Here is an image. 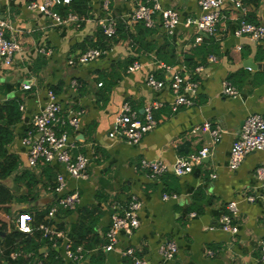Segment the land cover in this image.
<instances>
[{"label": "crops", "instance_id": "crops-1", "mask_svg": "<svg viewBox=\"0 0 264 264\" xmlns=\"http://www.w3.org/2000/svg\"><path fill=\"white\" fill-rule=\"evenodd\" d=\"M225 1L217 35L208 36L187 22L200 16L199 0H159L180 14L181 22L172 34L161 23L150 28L132 21L135 0H87L90 17L79 28L57 24L40 8L30 7L42 0H0L5 36L23 46L11 64L0 57V103L17 101L21 116L13 126L0 121V127L13 135L6 145L8 153L19 156L17 168L0 180L13 196L9 203L0 204V222L7 227L0 231V240L10 229H18L21 214L34 212L37 221V213L50 209L66 193L77 191L81 198L75 209L60 207L56 214L55 222L65 232L59 245L49 241L41 249L43 255L27 263L46 259L50 250L62 264H96L95 259L101 264H134L138 256L155 263L163 260L160 247L174 242L178 252L166 264H264V188L256 174L264 164V152H251L237 169L229 167L232 144L245 119L249 114H264V42L235 35L242 18L264 24V0H244L245 13L233 0ZM107 17H115L120 28L106 53L85 64L69 65L71 57L100 45L98 20ZM200 35L203 40L197 42ZM211 55L217 60L210 61ZM249 59L252 68L245 66ZM136 62L139 68L130 70ZM167 66L199 82L196 94L187 93L194 105L173 111L175 93L167 85L157 89L148 84L151 74L168 84L172 71ZM200 66L204 71H197ZM74 80L77 89L72 87ZM225 81L237 88L238 97L223 94ZM23 83L31 88L24 89ZM49 90L57 93L64 118L69 110H84L79 129H68L77 142L74 152L90 158L85 177H69L58 162L39 160L36 166L29 165L22 139L45 106ZM157 100L165 106L155 110L157 124L138 144L109 135L123 103L129 102L142 116L145 106ZM206 122L223 132L219 142H214L210 131L196 129ZM186 142L187 151L181 147ZM205 146L212 150L208 159L193 163L192 171L183 175L171 169L153 178L141 166L146 158L162 160L172 168L179 157ZM60 173L67 180L62 194L54 189ZM133 195L143 203L140 225L131 234L120 232L116 248L105 251L112 215L122 211ZM250 196L255 200H247ZM231 203L237 211L228 208ZM224 215L231 217L235 234L219 224ZM67 240L74 248L82 246L87 258L66 257ZM130 247L135 253L123 256ZM4 249L0 244V263H10L13 251L6 255Z\"/></svg>", "mask_w": 264, "mask_h": 264}, {"label": "built area", "instance_id": "built-area-1", "mask_svg": "<svg viewBox=\"0 0 264 264\" xmlns=\"http://www.w3.org/2000/svg\"><path fill=\"white\" fill-rule=\"evenodd\" d=\"M136 8L130 16L132 21H143L146 26L154 27L157 24L165 28L169 34L174 33L175 28L181 22L180 14L177 10L169 7H163L159 0H135ZM225 0H199L201 14L197 18H189V24H195L197 29L205 32L208 36L217 35L219 23L223 18L222 7ZM235 6L240 8L243 13L247 8L244 5V0H233ZM71 0H42L40 4L32 2L31 8H40L45 15L52 18L57 24L69 23L75 27H81L86 20L83 16L75 12H68L63 16L58 7L68 5ZM105 8H108L107 2ZM98 24L103 30V33L112 38L117 32V20L115 17H107L98 20ZM6 23L0 12V57L3 58L6 64L13 62L14 56L23 51V46L18 40L7 38L5 36ZM237 37L246 36L253 41L264 42V24H257L248 21L245 18L240 20L238 27L235 30ZM203 37H197V42H201ZM240 48V46H238ZM43 53H50L45 49H41ZM105 52L99 47H91L81 52L76 57H71L68 61L69 65L85 64L92 60H97L103 56ZM214 55L210 56V61H216ZM139 68L136 62L130 70ZM167 69L172 71V76L168 84L165 81L159 80L155 74H151L148 78V84L154 88L162 89L166 85L175 93V99L171 103L173 111L186 106L195 104V100L190 98L189 94H196L199 82L191 76H187L181 70L173 69L167 66ZM198 72L204 71L203 66L197 68ZM99 85H102L100 83ZM24 89H30L31 84L23 83ZM72 87L77 89V81L72 82ZM222 92L224 95L236 98L239 95L237 88L230 81H225ZM165 106L163 101H153L144 108V113L141 116L129 102L123 103L120 114L115 122V129L110 132V136L114 138H124L130 144H138L143 137L152 131L157 124L154 118L155 110ZM22 109V108H21ZM62 105L59 102L57 93L54 90H49L48 99L42 110L34 117L32 127L22 139V144L28 147V162L30 166H36L39 160H44L48 163L58 162L65 169L66 174L71 178H82L86 176V170L90 163L89 156L74 151L77 148L76 139L71 136L70 129L75 132L79 129L81 118L84 115L83 109L69 110L68 116L64 118L62 115ZM63 126V127H62ZM210 131L214 142H219L223 132L218 128H213L210 122H206L203 126H198L197 130ZM120 134V135H118ZM210 147L205 146L198 153L191 154L187 157H179L172 168L169 164L157 159H142L141 166L147 169L153 178L162 176L171 169L177 175H183L192 171L193 163H200L204 158L211 154ZM264 152V114L253 113L249 114L245 119L239 137L234 140L231 148L229 167L237 169L243 160L251 152ZM256 174L264 188V164H260L256 168ZM67 180L64 174L60 173L56 176L55 191L63 193ZM176 197V195H174ZM164 198H169L168 194ZM249 201H254L255 197L247 198ZM81 201L79 192H69L56 199L55 204L49 209L46 216L47 222L40 225L45 237L53 245H59V239L64 236V231L55 222L56 214L60 207L66 209H75ZM143 203L137 195H133L127 206L122 210L115 212L112 215V222L107 231V242L103 246L105 251H112L116 248L119 242V233L124 231L131 234L134 229L140 225L139 212ZM228 208L235 212L237 205L231 203ZM194 215V214H193ZM33 216L29 213H23L18 219V229L24 233H30L32 230L31 222ZM219 224L226 231L235 234L237 228L232 224L231 217L224 215ZM178 252V247L174 242H168L160 247V253L163 260L155 263L148 262L144 257H134V264H166L165 262L175 257ZM264 259V244L262 246ZM65 256L75 261L86 259L85 249L82 246L74 248L71 241H66L64 246ZM134 248H127L122 252L123 256L133 255ZM20 254L13 252L10 254V263L0 264H29L19 261ZM31 264H44L42 259H35Z\"/></svg>", "mask_w": 264, "mask_h": 264}, {"label": "trees", "instance_id": "trees-1", "mask_svg": "<svg viewBox=\"0 0 264 264\" xmlns=\"http://www.w3.org/2000/svg\"><path fill=\"white\" fill-rule=\"evenodd\" d=\"M86 1L87 0H71V3L68 5L59 6L60 11L59 8L57 9L60 13L61 12L64 13L67 10H69L70 12H75L78 15H81L85 19H87L90 17V15H88V6ZM66 14H62V15L65 16ZM119 28L120 26L118 25L117 22L116 35L119 32ZM100 32H101L100 45L99 46L97 45L95 47H99L106 53L107 49L110 47L109 41L113 39L116 35L112 38H108L103 33V30L101 28H100ZM19 107H20L19 103L15 100L8 101L3 104L0 103V121L7 123L6 125L7 127L8 125L11 126L15 125L20 120L21 117L19 112ZM7 127L5 126L0 127V180H4L8 178L12 173V171L17 168L19 162L18 155L8 153V149L6 145L12 141L13 135ZM12 199L13 196L10 189L6 187L4 183L0 182V204L9 203ZM32 211L33 209L30 212L32 213ZM48 212L49 209L43 213H37L36 214L37 221L35 220V213L34 212H33L34 214L32 213L33 220L31 222L32 230L30 233H24L17 228L10 229V234L7 235L5 239L0 240L1 241L0 244L4 245L5 254L8 255L12 251L21 253V256L19 257L20 262H28L31 258L35 256H40V255L42 256L43 254L41 253V249L43 248V246L50 244L49 239L44 236L42 230L40 229V225L47 222L46 216ZM6 229H7L6 225L0 222V231ZM50 252L48 254H45L44 256L46 257V259H43L44 264H62L58 258L55 259V253L53 252V250H50ZM48 256L51 257V259H48ZM94 259L95 257L93 256L92 257L93 262ZM95 260H96V264H101L98 259Z\"/></svg>", "mask_w": 264, "mask_h": 264}, {"label": "water", "instance_id": "water-1", "mask_svg": "<svg viewBox=\"0 0 264 264\" xmlns=\"http://www.w3.org/2000/svg\"><path fill=\"white\" fill-rule=\"evenodd\" d=\"M204 34H206L205 32H203ZM245 66H247V67H250V68H252L251 66H253V62H252V60H246L245 61ZM189 144V142H186L185 144H182L181 145V147L185 150V148H187V145ZM185 151H187V150H185ZM207 158V157H206ZM208 159V158H207Z\"/></svg>", "mask_w": 264, "mask_h": 264}, {"label": "rangeland", "instance_id": "rangeland-1", "mask_svg": "<svg viewBox=\"0 0 264 264\" xmlns=\"http://www.w3.org/2000/svg\"><path fill=\"white\" fill-rule=\"evenodd\" d=\"M41 111V110H40ZM43 260V259H42Z\"/></svg>", "mask_w": 264, "mask_h": 264}]
</instances>
